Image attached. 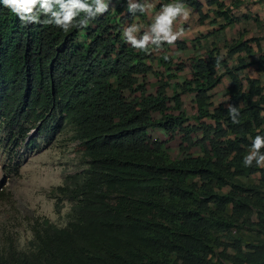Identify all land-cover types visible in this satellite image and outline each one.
I'll list each match as a JSON object with an SVG mask.
<instances>
[{
    "label": "trees",
    "instance_id": "obj_1",
    "mask_svg": "<svg viewBox=\"0 0 264 264\" xmlns=\"http://www.w3.org/2000/svg\"><path fill=\"white\" fill-rule=\"evenodd\" d=\"M183 2L206 17L198 0ZM205 3L227 24L247 17L228 15L221 0ZM136 15L144 13L117 0L87 28L64 32L25 25L0 4L5 140L15 145L37 126L48 142L68 127L83 158L79 171L49 190L55 210L68 203L67 227L35 221L23 247L2 234L0 264H264V168L243 166L254 137L264 135V81L243 73L249 66L264 72V34L225 41L223 56L214 45L192 56L188 77L177 83L182 64L156 56L152 45L145 54L125 42L122 27ZM223 76L227 102L212 105L209 92ZM180 93L192 94V123ZM228 104L240 109L239 124ZM155 128L180 135L175 157L148 134ZM190 146L199 154H187Z\"/></svg>",
    "mask_w": 264,
    "mask_h": 264
},
{
    "label": "rangeland",
    "instance_id": "obj_2",
    "mask_svg": "<svg viewBox=\"0 0 264 264\" xmlns=\"http://www.w3.org/2000/svg\"><path fill=\"white\" fill-rule=\"evenodd\" d=\"M116 1L109 0V4L113 5ZM198 1L201 5V14L204 13L206 17L200 21L196 10L186 4L192 10L189 19L183 23L179 18L175 21L176 27H183L184 35L174 45L165 44L164 49L154 50L156 56L159 52L168 55L173 65L178 63L183 65V69L175 72L177 78L174 81L177 83L188 77L189 60L192 56L203 55L213 45L223 56L225 41H232L240 35L248 38L264 34V28L251 23L247 18H245L246 22L243 21L245 19H240L241 22L238 20L231 24L225 23L221 17H216L215 5H207L205 0ZM141 2L144 5V16L140 19L136 15L132 22L141 26V32L138 35H142L148 29L162 6L171 3L172 0H141ZM126 3L128 5L129 0H126ZM223 4V8L228 10V15L234 16L229 4L225 2ZM125 27L127 26L122 27V35ZM194 38H198V45L192 42ZM177 42H183L185 48H179L176 45ZM252 47L253 56H255L257 50L254 45ZM234 61L232 55L227 59L226 65L230 67ZM243 73L250 78L264 81V77L260 76V72L255 70L254 66H249ZM144 81L147 84L146 89L152 92L155 82L152 74H147ZM174 81L171 84H174ZM241 82L244 80L242 79ZM228 83V78L223 76L220 82L210 90L209 101L212 105L226 104L228 96L224 88ZM167 93L170 94V90ZM180 102L181 109L188 118L186 122L192 123V116L195 114L192 94L180 93ZM168 106L171 107L172 102H168ZM170 111L171 109H168L167 112ZM36 127L30 128L28 134L22 140H18L15 145L5 140L0 130V238L5 235L20 247L27 245L31 225L35 221L46 219L55 225L65 223L68 203L62 201L58 210H55L53 206L55 200L49 194V190L61 184L66 174L77 172L83 167L81 148L77 141L71 138L72 130L68 127L62 128L46 142L37 133ZM148 134L152 138L165 140L164 147L171 157L177 155L180 135L174 134L168 138L158 128L149 129ZM31 140L33 145L29 144ZM187 154H199L198 147L190 146ZM251 180L256 182L257 175H252Z\"/></svg>",
    "mask_w": 264,
    "mask_h": 264
},
{
    "label": "clouds",
    "instance_id": "obj_3",
    "mask_svg": "<svg viewBox=\"0 0 264 264\" xmlns=\"http://www.w3.org/2000/svg\"><path fill=\"white\" fill-rule=\"evenodd\" d=\"M0 4L10 9L25 25L42 23L60 28L64 32L73 28H87L91 20L103 15L109 8V0H0ZM128 10L143 11L144 5L129 0ZM191 11L183 0H172L162 6L142 35H138L141 32V26L138 24L125 27V42L145 54H150V45L157 50L164 44L174 45L184 35L183 27H176L175 21L179 18L182 23L186 22ZM167 58L165 56V59ZM227 111L232 123L239 124L240 109L228 104ZM261 149H264V135L257 134L251 142L250 150L243 157V166L252 167L255 162L256 167L264 168V151ZM58 227H67V224L62 223Z\"/></svg>",
    "mask_w": 264,
    "mask_h": 264
},
{
    "label": "crops",
    "instance_id": "obj_4",
    "mask_svg": "<svg viewBox=\"0 0 264 264\" xmlns=\"http://www.w3.org/2000/svg\"><path fill=\"white\" fill-rule=\"evenodd\" d=\"M223 2L229 4V8L234 16L246 14L247 20H250L253 24L256 23L252 18L256 16L259 26L262 29L264 28V0H223ZM247 20L245 19L243 21L246 22ZM260 49L264 50V41L260 42ZM260 76L264 77V72H260Z\"/></svg>",
    "mask_w": 264,
    "mask_h": 264
}]
</instances>
